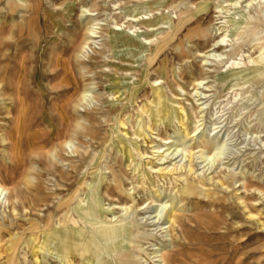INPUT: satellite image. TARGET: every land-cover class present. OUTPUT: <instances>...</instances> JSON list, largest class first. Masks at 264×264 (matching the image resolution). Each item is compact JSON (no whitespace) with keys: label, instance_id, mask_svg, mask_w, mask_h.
Segmentation results:
<instances>
[{"label":"bare ground","instance_id":"bare-ground-1","mask_svg":"<svg viewBox=\"0 0 264 264\" xmlns=\"http://www.w3.org/2000/svg\"><path fill=\"white\" fill-rule=\"evenodd\" d=\"M111 1L119 0L89 2L65 0L62 10L57 12L44 8L42 0H0V12L5 11V14L0 16V36L3 33L7 34L9 38L14 39L15 46L13 53L8 54V44L1 43L0 63L8 64L13 56L14 64L16 63L10 67L7 88L0 77V104L11 114L7 124L0 125V141L7 142L5 150L9 161L19 159L21 129L25 125L24 90L27 89L24 86L23 71L27 60L23 43L30 42L32 51L36 53L37 59L40 58L47 39L51 40L49 34L57 35L63 28L60 17L67 20L74 12V6L79 5V17L82 18L78 26H75L76 33L73 37L77 38V41L73 42L72 52L77 64L83 67L84 62L78 60L79 54L86 51L88 46L97 43L99 19L94 16L99 10H105L106 4L108 6ZM243 1L246 3L242 9H245L254 0ZM193 2H185L189 5L181 8L180 2L175 0H141L132 4L123 14V18L129 21V29L142 25L150 32L138 34L133 29V32L125 33L116 28L106 31L104 35L107 46L109 45L114 53L119 52L120 48H125L126 50H122L123 54H130L132 58L141 55L143 63L139 69L133 66L138 62L135 58L134 60L128 58L125 66H117L111 62L102 65L107 69L112 68L109 73L103 74L102 96L104 95L105 99L102 98L101 103L104 105L90 108L92 113H97L98 110L105 114L103 123L107 128H103L100 137H97L100 128L94 126L99 124L95 116L88 118L87 112L81 113L77 110H73V116L69 113V105L73 98V109L81 107L85 110L92 105L91 99L94 95L90 86L94 82L93 79H90L93 82H87L80 88L70 57L51 47L49 59L53 62L54 69H60L59 73L55 74L53 86L63 88L51 98L52 111L55 112L61 128L57 129L56 124L51 121L48 123L47 131L41 129L26 133L25 140L32 149L46 148L45 158L51 160L50 164L54 163L55 174L51 175L54 184L57 183L63 188L55 191L58 198L50 206L46 205V213L28 221V226L24 230L20 233L7 230V241L0 248L4 264H51L50 259L54 261L53 264H140L146 261L143 260L146 256H150L154 264H170V258L165 255L166 248L173 240L169 228L177 220L178 211L183 210L180 204L196 196L211 201H225L227 196L225 190L230 187L229 182L233 181L235 174L232 170H227L222 177L208 176L212 172L209 171L212 162L223 144L217 140V129L214 130L216 121L212 120L208 128L202 126L207 110L205 101L201 100L207 91L203 87L211 86L207 80L210 77L207 73L212 67V61L222 62V58L216 60L211 58V52L221 47L220 43L224 36H230L231 33L237 36L246 32L251 19L247 16L248 13L243 11L242 18L245 20L243 26L234 20H228L231 23L227 26L217 23L212 26L204 25L202 14L207 10L209 2L208 0L198 4ZM238 2L240 0H229V5ZM256 2L259 7L264 6V0ZM52 4L55 2L52 1ZM177 6L179 9L176 12L174 8ZM167 8L175 13L173 19L167 13H161L162 9ZM40 11L47 23L43 34L40 28ZM157 11L159 13L154 14ZM16 13H19V17L14 21V29L8 26V30H5L2 20L5 22L6 17H10V21H13ZM259 22L264 24V19H260ZM114 24L117 26L116 22ZM182 29H185L183 41L189 45L185 47L182 42L178 45L179 56L188 59L190 54H193L199 57L200 62L197 74L190 69L188 71V85H191L189 92L182 83V73L168 66V58L164 52L165 44L158 43L162 38H172L181 34ZM261 39L264 40V36ZM148 42H154L153 46H146ZM203 43H207V46L201 47ZM256 48L258 55L254 60V66L240 69L235 67L234 63L230 69L216 74L215 81L222 85V90L237 85L233 83L235 81L254 82L264 74V41ZM239 52V46L232 47L229 57ZM37 59L29 61L34 72ZM187 66L191 67L190 64ZM121 71L125 74L139 71V75L131 79L132 75L121 76ZM150 72L153 78H150ZM150 79L153 84L147 91L145 84ZM84 80L83 78L82 81ZM36 90L40 89L37 87ZM39 93L42 94L41 90ZM63 94L64 97L61 98ZM11 95L14 97L12 102L4 103L3 96ZM45 118L47 116L44 114L43 119ZM71 119L73 125L67 130ZM80 128L89 130L88 141L77 140L76 130ZM45 136H48V139ZM73 140L78 143L76 148L80 158L72 165L71 159L77 152ZM89 147L94 149L92 154L88 152ZM0 159V168H3L1 170H7L5 158ZM32 161L26 165L27 167L22 168L20 181L19 179L15 181L13 176L10 177L9 186L4 183L5 177L2 179L0 174V206L7 200L10 212L14 216L19 207L26 213L29 211H26L27 208L35 207L38 201L46 200L35 183L39 163L37 160ZM66 162H69L68 167L72 170L63 169ZM62 169L66 171L67 178L62 176L64 174L61 173ZM198 169L200 171H197ZM207 171L209 172L206 173ZM4 172L9 175L7 171ZM122 177L128 180V185L124 184ZM242 185L246 190L249 184L244 180ZM138 189L143 193L140 204L139 198H136ZM102 190L107 196H112L116 203H109L104 207L100 197ZM55 194L53 192V195ZM236 198L245 208L241 196ZM112 209H118V212ZM141 210L142 212H139ZM130 213L134 214V217H130ZM255 215L256 213L247 210L249 218ZM3 218L2 212L0 228L4 225ZM105 219L109 220V223H106ZM143 227L146 228L142 229ZM156 233L161 238L168 235L169 242L160 243L158 248L147 252L142 247L146 244L148 247L154 245L150 243L156 240L154 236ZM19 250L22 262L17 261ZM28 255L31 256L30 259Z\"/></svg>","mask_w":264,"mask_h":264},{"label":"rangeland","instance_id":"rangeland-1","mask_svg":"<svg viewBox=\"0 0 264 264\" xmlns=\"http://www.w3.org/2000/svg\"><path fill=\"white\" fill-rule=\"evenodd\" d=\"M52 1H54L55 4H52ZM86 1L89 2L90 0ZM139 1H111L108 6L106 4L105 10H99L98 13L95 14L94 17L99 19V25L97 26V30L99 31L97 34L98 38L96 39L97 43L88 46L86 51H84L85 53L83 52L79 54L78 60L84 62L83 67H80L77 64L72 52L73 42L77 41V38L73 37L76 33L75 26H78L79 21L82 18L79 17V5L74 6V12L71 13V17L67 20L60 17V22L63 28L60 29L57 35L49 34L51 40L47 39L48 42L46 43L44 52L40 54V58L37 59L36 53H34V50L32 51L31 49L30 42L26 44L23 43L26 53L25 58L27 60L25 70L23 71L25 78L24 86L25 89H27L24 90V95H26V98H24L23 114L25 125H23L21 129L22 136L19 146L20 152L18 160L12 159L9 161L7 159V142L0 141V158H5V166H7V170H1L3 168H0V174L2 175V179L5 177L3 181L9 186L11 185L10 177L13 176L15 181L18 179V181H20L22 177V168L27 167L30 161L32 163V159L34 161L37 160L39 164L38 167L36 166L37 178L35 179V183L38 184L40 194L43 193L44 195H41H43V198H46V200L38 201L37 206L35 207H29L28 204H25L26 207H29L26 209V211L29 210V213H25V210H23L22 207H19L15 216L10 212L11 210L8 207L9 203L7 200L1 204L0 215L3 212L4 225L0 228V235L4 237H0V248H2L7 241V230L20 233L28 226V221L37 219L42 216V213H46V205L50 206L55 202V199L58 198L55 191L63 188L61 185L58 186L57 183L54 184L55 182L51 176L55 174L54 163L50 164L51 160L48 161L45 158L46 148L42 149L35 147L32 149L29 147L27 140H25L26 133H33L34 131L41 129L47 131L48 123L51 121L56 124L57 129L61 128L59 120L55 116V112L52 111L51 98L52 95H57L63 88L53 86L55 83V74L57 72L59 73L60 69H54L53 62L49 59V51L51 47L57 48L64 53L66 57H70V61L80 88L83 84L94 81L90 86L92 95H94L91 99L92 105L85 110L81 107H74L73 109V98V101L70 102L69 105V113L73 116V110H77L81 113L87 112L88 118L95 116L99 126L96 124H94V126L98 129L100 128L97 136L100 137L103 130L107 128V125L103 123V116H105V114L98 110L96 111L97 113H92L90 108H99L104 105L101 103V99H105V96H102L104 87L103 74L109 73L112 68L107 69L102 65L111 62L117 66H125L127 65V61L129 59L134 60L135 58L138 62H136L133 66L139 69L143 63V56L141 55L137 58H132L130 54H123V51L126 50L125 48H120L118 49L119 52L114 53L109 45L107 46L108 43L104 34L108 31V29L112 28H116L118 31L125 33H131L134 31L138 34H144L146 32H150L149 29L142 25H136L135 28L131 27L130 30V26L128 25L129 21L123 18V14L127 12L128 8L132 4ZM176 1L180 2V7L183 8L185 5H189L185 4L187 1H194L193 3L198 4L204 2L205 0H175V2ZM208 2L209 4L207 10L202 14L204 18V25L209 24V26H212L217 23L218 25L227 26L231 23L229 21L234 20L236 22H240V26H243L245 20H243L242 17L245 11L248 13L247 16L251 19L250 26L246 28V32L237 36H235L234 33H231L230 36H224L220 43L221 47L217 48L216 51L211 52V58L215 60L222 58V62L218 63V61H212V67L207 73L210 76L207 80L210 81L209 84L211 86L207 88L203 87V89L205 88L204 90L207 91H205L206 96L201 100L205 101L207 110L205 122L202 126L208 128L212 120L216 121L217 124L215 125L216 128L214 130L217 129V140L220 144H223L217 155L218 158H214L212 162L209 170L212 172L209 173L208 176H212L213 178H215V176L222 177V174L227 172V170H232L235 175L233 181L229 182L230 187L225 190V193H227L225 199L226 202L224 200L211 201L207 198L196 196L180 204V207L182 206L181 208L183 210L178 211V217H176V221L178 222L175 221L171 225L172 227L169 228V234L173 240L172 244L169 245L170 247L168 246L166 248L167 254L165 253V255L170 258V264H264V74L254 82H241L240 80L239 82L235 81L233 83H237V85L229 87L226 90H222V85L217 84L215 81L216 74L230 69L231 64L235 63V67L238 68L255 65L254 60H256L258 55L256 47L264 41L261 39L264 36V24L259 22L260 19H264V14H262V12H264V6H260V9L256 0L250 3V5H248L245 9H242L244 8L243 5L246 3V1L243 0H240V2L235 5H229V0H208ZM42 3L44 8L54 9L58 12L62 10L65 0H42ZM174 9L177 12L179 6ZM94 13L95 12H93V14ZM158 13L159 11L154 14ZM161 13H167L169 16L171 15L172 17H170L172 19L175 17V13H173V10L170 8L162 9ZM4 14L5 11L2 10L0 12V16H3ZM17 17H19V13H16V18H14L13 21H10V17H6L5 22L4 19L2 20L4 28L6 27L5 30L8 26H11V29H14V21H16ZM39 20L41 34H43L46 30L45 28L47 23L44 21L45 19L42 11L39 13ZM115 22L117 23V26H115ZM66 28L68 30H66ZM227 29H229V27ZM242 31H244V29H242ZM184 32L185 29H182V31H180L181 34H177L172 38H162L158 43L160 44L163 42L165 44L164 52L168 58V66H172V68H175L182 73V83L186 91L189 92L191 85H188V71L190 69L192 72L196 73L199 69L200 62L198 60L199 57L193 54H190L188 59L182 55L179 56L180 54H178L177 49L178 45L181 42L185 47L189 45L185 40L183 41L182 36ZM225 33L226 32H224V34ZM150 36L152 37V35ZM217 39H219V37ZM2 42H6L9 46L7 53H13L15 49L14 39L12 40L7 36V34L3 33L0 36V46L2 45ZM155 43H157V41ZM152 44H154V42H148L146 46H153ZM200 46L205 47L207 46V43H203ZM236 46L240 47V52L237 55H231L232 57L230 58V49ZM35 59H37V65L34 72L29 61H33ZM14 60L13 56L8 64L0 63V77L6 88L8 87V76H10L11 73L10 67L14 64ZM189 64L191 65L190 68L187 66ZM14 65H16V63ZM120 75L126 77L132 75L133 77H131V79H134V76L139 75V71H133L130 74H125L121 71ZM83 78L85 79L84 81H82ZM150 78H153V74L151 72ZM90 79H93V81ZM151 84H153L151 79L145 84V89L147 91ZM37 87L41 90L42 94L39 93L40 90H36ZM6 97L7 96H3L4 103H11L14 98L12 95L10 97ZM62 97H64V94L61 98ZM13 110L14 109L12 108V111ZM44 114L47 116V118H45L46 120L43 119ZM10 118L11 114L7 113L3 105L0 104V125L7 124ZM72 125L73 119L70 120V125L66 127L67 130H70ZM88 134L89 130L87 129L80 128L76 130L77 140L84 142L88 141ZM45 137L48 139V136ZM72 142L73 146H75V151H77L76 146L78 143H76V140H73ZM54 144H56V141ZM47 146L48 145H46V147ZM88 152L92 154L94 149L89 147ZM77 153L78 151L73 155V159H71L70 164H76L77 160H79L80 157ZM66 164L63 169L66 171L72 170L71 167H68L69 162H66ZM111 164H114V162L111 161ZM116 167L117 166L114 164V168ZM63 169L61 170V173H64L62 176L64 175L63 177L67 178L65 173L66 171ZM4 171H7L9 175H7ZM197 171H200V169ZM122 178L124 184L128 185V180L124 177ZM244 180L245 183L249 184L247 185L248 188L246 187V190L242 187ZM62 182L63 180L60 181V183ZM53 192L55 195H53ZM103 192L104 190H102L100 197L104 203V207H107V204L109 203H116V200L112 196H107L105 192ZM9 194L10 192L8 195ZM142 196V191L138 189V193L136 194V198H139H137L138 204H140L143 199ZM237 196H241L245 208L236 198ZM112 210L118 212V209ZM142 210L139 212H142ZM247 210L256 213L255 217L249 218L247 216ZM116 215H118V213H116ZM129 216L134 217V214L130 213ZM105 221L106 223H109V220L107 221V219H105ZM145 228L146 227H143L142 229ZM151 228H154V226H151ZM154 236L156 240H153L150 243L154 245L148 247V244H146L142 247L147 252H150L151 249L158 248L160 243L169 242L168 235L161 238L160 235L156 233ZM19 253L20 250L17 254V261L22 262V256H20L21 254ZM27 257L28 259L31 258L30 255ZM143 260L146 261L141 262L140 264H154L153 259H151L150 256H146ZM49 262L51 264L54 263L51 259ZM0 264H4L3 254H0Z\"/></svg>","mask_w":264,"mask_h":264}]
</instances>
